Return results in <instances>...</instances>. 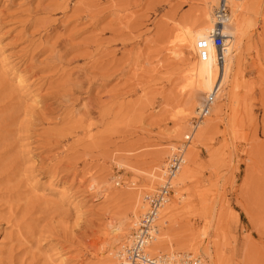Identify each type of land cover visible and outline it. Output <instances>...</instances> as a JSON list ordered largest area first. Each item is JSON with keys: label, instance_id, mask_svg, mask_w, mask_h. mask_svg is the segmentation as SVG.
Masks as SVG:
<instances>
[{"label": "rangeland", "instance_id": "1", "mask_svg": "<svg viewBox=\"0 0 264 264\" xmlns=\"http://www.w3.org/2000/svg\"><path fill=\"white\" fill-rule=\"evenodd\" d=\"M200 3L0 0V264L119 263L198 115ZM246 8L219 114L159 218L161 254L264 264V0Z\"/></svg>", "mask_w": 264, "mask_h": 264}, {"label": "built area", "instance_id": "2", "mask_svg": "<svg viewBox=\"0 0 264 264\" xmlns=\"http://www.w3.org/2000/svg\"><path fill=\"white\" fill-rule=\"evenodd\" d=\"M236 0H220L216 9L217 28L211 33L209 40H200L198 49L200 57L205 61L209 58L208 47L212 44L217 50V59L224 62V51L226 39L220 31L219 25L227 21L231 15L228 3ZM218 88L210 92L204 99L199 114L194 119L193 132L196 126L202 123L210 114V110L217 100ZM192 123V124H193ZM193 134L186 136L179 146L171 151L164 166V183L156 191L147 193L143 198V213L136 220L133 227L130 243L121 252V261L118 264H205L201 258L192 254L168 253L157 257L149 254V245L158 234V221L161 211L170 201L173 195L174 180L179 175L186 163L188 147L192 141Z\"/></svg>", "mask_w": 264, "mask_h": 264}, {"label": "bare ground", "instance_id": "3", "mask_svg": "<svg viewBox=\"0 0 264 264\" xmlns=\"http://www.w3.org/2000/svg\"><path fill=\"white\" fill-rule=\"evenodd\" d=\"M250 2H251V0H236V1H231L228 3L231 15H230L229 19L227 21H224L223 24H220L219 28H218L220 31H222V33L226 39V42H227L226 49L224 51V62H219L217 59V50L212 44H210L208 47L209 58L205 61L200 57L198 44H199L200 40H204V39L209 40L211 33L217 28L218 21L216 19V9H217V7H219L220 0H201L200 16L197 17L198 25H197V29L194 32L195 34L193 35V50H194V53L196 54V56L199 58L201 66H203L204 75H203V77L199 83L198 89L194 93L193 98L191 99V102H190V105L196 104L198 106V109H197L198 113L197 114H199V110L202 107L203 101L207 97V95L210 92L216 90L217 88H218V91L221 89L220 93L221 94L223 93V95L217 96V100L214 103V105L212 106V108L210 110V114H212V116H217L219 114V111L216 110L215 107L218 103H220L222 98L225 96L224 92L226 91V87L222 88L223 87L222 80H224L226 74H228L229 71H230L231 75H234L235 68H236L235 64H234V66L231 64L232 63L231 58H229V56H228L230 54L229 51H230V49L232 51L233 47H237L238 49L240 48V50H241V44H242L244 38L246 37L248 30L250 29V24L246 23L243 20V17L247 11L246 6ZM186 109L187 108H185V110ZM185 113H187V112H185ZM185 126H186V124H185ZM190 134H193L192 141L194 140V138L199 137L201 134V132L199 130V126L198 125L196 126L194 132H193V126H192V129L190 127L186 128L185 131L182 133V135H180L179 139L182 140V138H186V136H189ZM192 141H191V143H192ZM190 147L191 146H189V148ZM165 164L166 163H164V166H165ZM186 165H187V157H186V163L183 166V168ZM164 166H160V170L162 169L161 178L164 177V172H163ZM183 168H182V170H183ZM182 170L180 171L179 175L176 177V179L173 182L174 189H175V182L176 181H177L176 186L178 187V179H179V176H180ZM158 176H159V172L155 173L153 178L155 180H159ZM163 183H164V179H163L162 184L159 187H161L163 185ZM174 189H173V192H175L177 195L178 189L175 191H174ZM168 205L169 204H167L164 207V209L161 211L160 217H159L160 220H164L167 217V215L169 213V209H170V208H168ZM139 206L134 210V216H136V218H137V214L139 216V211H140V213L141 212L143 213V206L142 207H139ZM134 225H135V223H134ZM129 237L131 238L132 234ZM162 239H163L162 236L161 237L158 236V239L156 240V238H155V240L149 245L148 251L152 257H155L153 255H157V254H161V253L165 252V250L161 247ZM130 240L131 239L128 240L127 244L130 243ZM172 253H176V252H172ZM166 254H168V253H166ZM185 254H192V253H185ZM192 255L194 257L200 258L199 256H196L194 254H192ZM117 257L119 258V262H120L121 261V253L118 252ZM208 258L210 259L211 264H215L211 255L208 256Z\"/></svg>", "mask_w": 264, "mask_h": 264}]
</instances>
